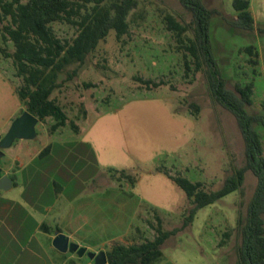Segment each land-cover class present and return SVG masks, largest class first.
Wrapping results in <instances>:
<instances>
[{
	"label": "rangeland",
	"instance_id": "374dc122",
	"mask_svg": "<svg viewBox=\"0 0 264 264\" xmlns=\"http://www.w3.org/2000/svg\"><path fill=\"white\" fill-rule=\"evenodd\" d=\"M249 1L253 30L231 25L237 14L232 0H202L219 11L209 27L217 67L230 89L252 84V104L246 108L253 114L264 113V0ZM84 12L82 8L73 19ZM166 14L186 26L183 42L167 29ZM127 21L126 33L116 37L110 31L83 64L67 63L52 76L56 86L50 98L67 117L59 133L50 134L55 120L46 117L37 119L30 135L3 140L28 110L17 93L23 79L12 57L0 53L2 172L7 165L13 178L51 177L69 201L91 190L101 197L116 193L114 213L103 211L100 199L98 246H83L87 251L110 249L109 243H142L157 235L158 226L161 231L181 227L191 204L171 176L214 190L245 163L234 116L214 100L205 66L197 68L185 48L194 36L190 13L179 0H137ZM9 22L0 16V47L12 52L13 42L3 31ZM50 26L61 42H70L78 32L77 25L66 21ZM248 45L252 52L246 51ZM140 79L162 85L146 89ZM256 129L264 155V127ZM5 143L10 147L4 149ZM255 186L256 177L245 171L235 191L198 209L188 225L169 235L160 246L161 255L150 264H240L241 227ZM24 187L17 197L26 199V183ZM65 254L73 256L65 264L89 261L86 255Z\"/></svg>",
	"mask_w": 264,
	"mask_h": 264
},
{
	"label": "trees",
	"instance_id": "16d2710c",
	"mask_svg": "<svg viewBox=\"0 0 264 264\" xmlns=\"http://www.w3.org/2000/svg\"><path fill=\"white\" fill-rule=\"evenodd\" d=\"M181 6L192 17L194 36L185 48L195 59L196 67L203 64L209 77V87L214 100L232 113L243 141L244 165L227 175L221 185L214 190H205L202 183L191 182L186 178L171 176L185 192L191 206L184 217L185 227L193 219L196 211L235 191L244 180V173L250 170L256 177V186L247 206L245 221L241 227V244L238 249L240 264H264V155L257 126L264 127V113H249L247 106L252 84H236L234 89L226 86L216 59L212 53L209 39L210 19L219 14L215 8L206 7L202 0H179ZM137 0H0V16L9 17L10 22L3 27L4 38L13 42L14 50L8 52L0 47V53L12 57L17 75L23 84L17 93L27 110L39 121L52 117L55 122L51 131L66 124L67 117L61 106L50 98L53 88L52 76L70 62L79 65L85 62L99 42L110 31L120 37L128 30L127 15L135 8ZM237 12L231 25L244 30H253L254 18L250 11L249 0H232ZM84 8L79 20L75 14ZM167 29L183 42L187 28L172 15L164 17ZM54 21H66L77 25L78 32L71 41L61 42L50 26ZM252 52L253 46L245 47ZM188 65L186 64V67ZM146 89H153L161 82L140 79ZM87 85V84H85ZM72 125H74L72 123ZM74 127H76L74 125ZM159 227V226H158ZM142 243L116 244L106 252L108 264H150L161 255L160 246L171 234L181 229L161 231Z\"/></svg>",
	"mask_w": 264,
	"mask_h": 264
},
{
	"label": "crops",
	"instance_id": "0c3cea01",
	"mask_svg": "<svg viewBox=\"0 0 264 264\" xmlns=\"http://www.w3.org/2000/svg\"><path fill=\"white\" fill-rule=\"evenodd\" d=\"M36 125L37 122L34 129ZM59 132L57 128L50 134ZM9 147L5 145L4 149ZM39 153V150L35 151V155ZM15 160H21V157L16 155ZM9 169L10 166L4 165V174L7 176ZM9 178L11 186L6 190L0 189V264H32L34 261L38 264H65L73 256L66 257V252L54 248L52 240L56 232L63 233L79 246L95 250L101 231L100 199H104L103 211L114 213L116 203L113 199L117 197L116 193L101 197L98 191L91 190L69 201L64 196L62 185H58L51 177L30 175L27 178ZM25 183L26 199L17 197L23 194ZM52 184L56 187H52ZM13 189L18 191L11 192ZM115 238L112 236L111 241ZM130 244L138 243L132 241ZM122 245L127 246L125 241ZM112 246L109 243L110 249ZM110 249H104L105 253ZM25 250L26 254L23 252Z\"/></svg>",
	"mask_w": 264,
	"mask_h": 264
},
{
	"label": "water",
	"instance_id": "95a60500",
	"mask_svg": "<svg viewBox=\"0 0 264 264\" xmlns=\"http://www.w3.org/2000/svg\"><path fill=\"white\" fill-rule=\"evenodd\" d=\"M37 122V117L31 114L29 111L20 115L19 118L13 123L9 132L3 138L4 141H8L15 136H27L32 133L34 130V124ZM0 135V140H1ZM7 145L6 143L4 146ZM3 151L0 148V158L3 156ZM12 184L11 179L2 172V167L0 166V189L6 190ZM52 244L54 248H56L59 252H71L76 253L77 256L82 257L86 255L88 257V262L85 264H108L107 256L105 251L100 250L98 252L87 251V249L83 246H79L77 243L72 242L69 238L63 233H55V236L52 240Z\"/></svg>",
	"mask_w": 264,
	"mask_h": 264
},
{
	"label": "flooded vegetation",
	"instance_id": "af4514ba",
	"mask_svg": "<svg viewBox=\"0 0 264 264\" xmlns=\"http://www.w3.org/2000/svg\"><path fill=\"white\" fill-rule=\"evenodd\" d=\"M87 263V262H86Z\"/></svg>",
	"mask_w": 264,
	"mask_h": 264
}]
</instances>
